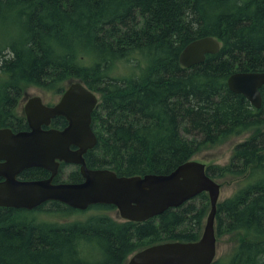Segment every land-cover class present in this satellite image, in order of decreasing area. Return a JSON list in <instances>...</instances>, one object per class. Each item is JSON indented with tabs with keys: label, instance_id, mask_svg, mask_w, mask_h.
<instances>
[{
	"label": "trees",
	"instance_id": "16d2710c",
	"mask_svg": "<svg viewBox=\"0 0 264 264\" xmlns=\"http://www.w3.org/2000/svg\"><path fill=\"white\" fill-rule=\"evenodd\" d=\"M0 15L17 23L16 38L0 44V128H24L16 107L28 88L61 96L79 81L100 95L91 116L97 143L84 156L90 169L168 174L249 133L226 165H206L215 181H242L215 215L216 239L232 236L235 247L212 264H264V87L256 109L227 86L235 72L264 71V0H0ZM206 36L219 52L183 68L182 49ZM120 63L138 73L113 75ZM46 177L38 168L20 175ZM81 181L76 166L67 181L54 179ZM90 209L100 213L71 221L84 211L54 201L32 211L0 207V264H125L155 244L197 241L210 204L201 193L140 223L110 215L112 205Z\"/></svg>",
	"mask_w": 264,
	"mask_h": 264
},
{
	"label": "water",
	"instance_id": "95a60500",
	"mask_svg": "<svg viewBox=\"0 0 264 264\" xmlns=\"http://www.w3.org/2000/svg\"><path fill=\"white\" fill-rule=\"evenodd\" d=\"M220 47L211 36L193 40L180 52L179 63L183 68L201 64ZM227 86L254 108H261L264 71L235 72L228 77ZM97 104L98 96L79 81L70 82L52 106L45 105L39 96L26 101L23 112L30 130L14 133L9 128L0 129V207L32 211L54 201L85 211L94 205H112L120 220L140 223L206 193L210 209L197 241L155 244L134 253L125 264H212L216 258L215 215L220 184L206 174L205 164L194 160L168 174L143 176H119L109 169L88 168L84 154L97 143L91 126ZM56 117L66 120L63 129L41 128ZM61 163L78 166L82 181L55 183ZM31 168L46 170L49 176L18 179L20 173Z\"/></svg>",
	"mask_w": 264,
	"mask_h": 264
},
{
	"label": "rangeland",
	"instance_id": "374dc122",
	"mask_svg": "<svg viewBox=\"0 0 264 264\" xmlns=\"http://www.w3.org/2000/svg\"><path fill=\"white\" fill-rule=\"evenodd\" d=\"M6 24V25H4ZM16 20L13 17H4L0 15V44H3V41H6L8 43L9 41H12L15 37V28H16ZM4 26H8L9 28H5ZM5 28V29H4ZM134 73H138V71L133 70L130 65H126L124 63L118 64L114 69H113V75L118 76V77H128L130 75H133ZM97 96L100 99V95L96 93ZM33 96H39L43 100L45 104H55L59 101L60 96L55 95L52 92H47L38 88H28L23 94L20 96L18 100V105L16 107V111L18 114L23 115V108L25 105V102L28 98L33 97ZM249 133H246L241 136H237L234 138H231L230 140H227L226 142L219 144V145H214L207 147L197 153L192 159L197 162H201L205 165H219L223 166L226 165L231 156H232V151L234 147L238 144L243 142L249 137ZM75 169L74 165H68V167H65L62 171L59 172V181H67L68 176L71 171ZM217 183L220 184V195H219V201H222L226 197H229L238 187L240 183H242L241 180L237 179H217ZM100 213L99 210L97 209H90L86 210L84 212H77L74 215H71L68 217V220H82L85 219L86 217ZM110 215L114 216L117 218V213L116 211H112L109 213ZM58 217H51L48 216L47 219H54ZM59 219V218H58ZM206 218L204 219V224H205ZM235 239L232 236H224L221 238L217 239L216 242V258H221V259H226L229 254L232 253V250L235 247ZM100 259V258H97Z\"/></svg>",
	"mask_w": 264,
	"mask_h": 264
},
{
	"label": "flooded vegetation",
	"instance_id": "af4514ba",
	"mask_svg": "<svg viewBox=\"0 0 264 264\" xmlns=\"http://www.w3.org/2000/svg\"><path fill=\"white\" fill-rule=\"evenodd\" d=\"M28 100V99H27ZM26 100V101H27ZM43 101V100H42ZM26 103V102H25ZM44 103V102H43ZM45 104V103H44ZM45 105H47V106H52V105H54V104H45ZM23 116H24V119H25V122H26V125L24 126V128L23 129H21V130H12L14 133H16V132H19V131H29L30 130V127H29V125H28V123H27V120H26V117H25V115H24V113H23ZM57 118V117H56ZM56 118H54V119H52L51 121H50V124L48 125V126H44V125H42L41 126V128L43 129V130H47V129H51V128H53V129H59V130H61V129H63L65 126H66V124H67V122L65 121V123H63L61 126H58V127H55L54 125H53V121L56 119ZM1 129V128H0ZM10 129V128H9ZM72 149H75V147H72ZM87 153V152H86ZM85 153V154H86ZM85 154H84V156H85ZM85 158V157H84ZM62 164V163H61ZM61 164H60V166H61ZM78 167V166H77ZM79 168V167H78ZM39 169V168H38ZM27 170H29V169H27ZM26 171V170H25ZM46 171V170H45ZM24 172V171H23ZM22 172V173H23ZM47 172V171H46ZM22 173H20L19 174V176H18V178L20 179V175L22 174ZM49 176V173L47 172V177ZM46 177V178H47ZM2 179L0 178V181H1Z\"/></svg>",
	"mask_w": 264,
	"mask_h": 264
}]
</instances>
